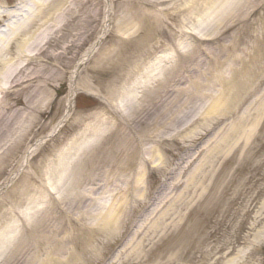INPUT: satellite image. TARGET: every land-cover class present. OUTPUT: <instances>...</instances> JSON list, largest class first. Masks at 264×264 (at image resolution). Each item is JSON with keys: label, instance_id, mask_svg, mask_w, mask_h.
<instances>
[{"label": "rangeland", "instance_id": "rangeland-1", "mask_svg": "<svg viewBox=\"0 0 264 264\" xmlns=\"http://www.w3.org/2000/svg\"><path fill=\"white\" fill-rule=\"evenodd\" d=\"M19 2L0 0V8ZM95 2L90 10L99 16L96 31L84 40L77 37L71 64L69 53L58 62L44 53L30 66L41 64L48 79L42 89L43 129L29 135V143L42 140L29 151L12 153L7 164L0 165V256L23 238L22 215L42 213L76 223L80 210L67 208L55 194L69 193L72 172L82 159L87 160L85 177L99 184L109 177L114 185L127 187L122 183L127 175L104 165V137L112 130L121 142H137L147 160L151 153L156 157L143 166L137 198L129 196L137 201L132 217L137 221H127L113 238L94 235L108 244L100 252L107 262L264 264V0ZM106 10L111 11L107 26ZM119 16L137 25V35L122 32L128 24ZM19 17L15 14L12 20ZM43 21L45 36L58 35L51 17ZM66 41L64 35L48 50L60 53ZM70 81L75 89L71 103ZM229 95L234 98L230 105L224 103ZM14 96L9 97L11 103ZM131 100L136 113L124 117L121 112L131 111ZM147 100L151 105L146 107ZM163 123H168L167 130L159 134ZM149 132L152 138L143 136ZM218 143L221 152L214 156L210 150ZM207 159L214 161L212 167ZM140 164L137 159V169ZM32 183L42 184L45 191L30 190L32 195L22 196ZM104 189L93 197L115 204L118 191ZM179 196L189 201L180 210L179 223L147 239L150 223L144 217ZM97 205L91 204L93 212Z\"/></svg>", "mask_w": 264, "mask_h": 264}, {"label": "bare ground", "instance_id": "bare-ground-1", "mask_svg": "<svg viewBox=\"0 0 264 264\" xmlns=\"http://www.w3.org/2000/svg\"><path fill=\"white\" fill-rule=\"evenodd\" d=\"M208 1L211 2V0ZM30 3L31 5L27 6L23 0H20L18 4L13 5L11 8H0V152H3L0 155V165L2 167L7 164V158L10 155L12 156V153L20 150L29 151L33 147H37L42 140V138H38L29 143V135L43 129L40 120L44 100L42 89L48 79L45 81V78H43V66L41 64L36 63L35 68H31V64L39 62L44 53H48L49 56L53 57L55 62H58L66 53H69L70 57L67 58V64H71L77 37H82V40L90 38L96 31V24L99 22L98 14L93 12L92 9L90 10V4H96L95 0H30ZM49 9L53 11L50 12ZM15 14H19L20 17L18 20L13 21ZM48 16L54 21L52 28L58 32V35L52 33L49 37L45 36V30L41 29L44 24L43 20ZM132 16L137 17L136 14ZM122 17L119 16L123 19L121 21L128 24L127 27L124 24L125 27L122 28V32L129 36L137 35L139 30L137 25L130 21L126 22V19L124 20V17ZM110 19L111 11L106 10L103 21L105 26H107ZM4 20H6V23H4ZM48 30L51 33V30ZM64 35L67 41L64 48H62L63 51L60 53L49 51L50 43L54 42L56 45L59 38H63ZM90 52L91 48L85 52L84 56H88ZM134 63H136L134 66L136 67L137 61ZM76 66L75 64L73 67L70 79ZM120 76L121 73L115 80L119 79ZM33 82L35 83L33 84ZM194 87H197V93L201 97H205L206 94L204 95V92L198 89V85ZM229 87L230 83L228 84ZM74 92V86L70 81L69 102L73 98ZM152 92L149 91L147 94L148 97L151 96L148 98L149 101L152 99ZM11 94L15 95L13 103L9 100ZM212 99L214 101V97ZM233 99V96L229 95L226 99L224 98V103L230 105ZM133 100L128 103L131 109L130 112L122 113L118 110L122 116L129 117L136 113V102ZM148 100L147 103L146 101L143 102L146 107L151 105ZM218 101L219 99L214 102ZM133 110L135 112H132ZM165 114L167 113H160L161 117ZM64 119L65 117L60 122H63ZM167 126L168 123L160 124L159 134H164ZM159 134L157 133V136ZM152 135L149 132L143 136L150 139ZM104 140V165L111 171L117 170L120 175H127L128 179L125 178L122 182L126 183L127 187L114 185L109 177L104 181L101 180V184L104 182V185L95 182L88 176L85 177L87 160L82 159L72 172V179L69 182L72 189L69 190V193L57 190L55 194L58 201L67 202V208L80 210L74 216L76 223L71 224V218L67 222V218L56 217L58 219L56 221L42 213L35 217L20 216L23 238L17 245H12L5 256H0V264H111L100 253L101 246L103 248L104 245L108 246V244L105 241L97 240L94 235L100 234L106 239L113 238L127 221L134 223L137 221L135 219L137 216L132 219L137 208V201L133 200L131 202L129 196L136 195L137 198V179L141 180L144 174V164L153 160L155 155L149 154L147 160L146 157H143V152L137 142L136 144L129 143L127 140L121 142L122 139H117L112 130L105 135ZM117 141L119 144L116 143ZM219 152H221L220 143L210 150V153L214 156H217ZM137 159L141 162L140 169H137ZM207 160H210L207 163L212 167L214 161ZM200 166H204L203 163ZM35 173L38 175L37 171ZM201 176L205 177L204 172ZM82 182L85 184L82 185ZM194 184L192 182L193 187L197 185ZM104 187L109 192L118 191V201L115 204L111 202L106 205L101 200L99 202L96 197H93L95 191L98 189L103 190ZM25 188L21 195H26V197L32 195L29 194L30 190L33 192L42 190L41 193L45 191L40 183L38 185L32 183ZM94 201L98 204L97 212H93L91 209V204ZM188 204L189 201L182 200L179 196L166 207L161 208L160 212L155 213L156 206L152 214L149 213L150 215L147 214L144 217L150 223L145 230V237L147 239L153 238L175 227L181 220L180 210ZM129 208L130 210H128ZM132 230V234L135 235L137 227Z\"/></svg>", "mask_w": 264, "mask_h": 264}]
</instances>
